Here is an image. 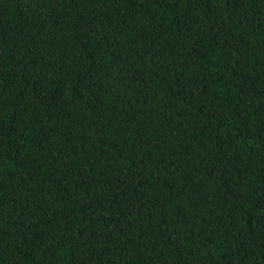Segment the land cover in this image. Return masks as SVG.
I'll return each mask as SVG.
<instances>
[{"label": "trees", "instance_id": "obj_1", "mask_svg": "<svg viewBox=\"0 0 264 264\" xmlns=\"http://www.w3.org/2000/svg\"><path fill=\"white\" fill-rule=\"evenodd\" d=\"M0 264H264V0H0Z\"/></svg>", "mask_w": 264, "mask_h": 264}]
</instances>
